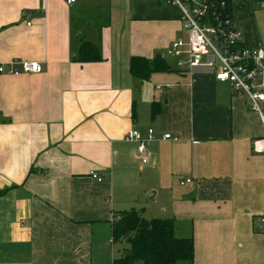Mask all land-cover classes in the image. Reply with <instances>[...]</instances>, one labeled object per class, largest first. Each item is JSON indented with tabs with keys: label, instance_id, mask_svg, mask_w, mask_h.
I'll return each mask as SVG.
<instances>
[{
	"label": "crops",
	"instance_id": "0c3cea01",
	"mask_svg": "<svg viewBox=\"0 0 264 264\" xmlns=\"http://www.w3.org/2000/svg\"><path fill=\"white\" fill-rule=\"evenodd\" d=\"M187 37L168 0H0V61L43 65L0 77V264H113L130 209L173 219L193 264H264V124L230 83L177 68L166 51ZM84 41L102 61L77 60ZM158 55L171 71L131 74ZM149 128L143 164L125 137Z\"/></svg>",
	"mask_w": 264,
	"mask_h": 264
},
{
	"label": "built area",
	"instance_id": "2783aa9c",
	"mask_svg": "<svg viewBox=\"0 0 264 264\" xmlns=\"http://www.w3.org/2000/svg\"><path fill=\"white\" fill-rule=\"evenodd\" d=\"M67 1L69 4L75 2ZM168 1L181 9L184 29L188 33L186 40L176 39L166 51L168 56L176 59L177 68L202 69L214 73L217 81L230 83L234 94L244 97L249 109L257 112L264 124V46L245 44L243 31L233 18L230 0ZM253 2L257 8L264 9V0ZM27 17H30L29 13ZM42 71L40 62L17 59L0 61V77ZM155 139L153 128L147 129L145 135L133 129L125 137L126 142L137 144V154L143 164L149 162L148 147ZM163 139L177 140L178 137L168 133L163 135ZM262 142L264 140L255 141L256 151H264L259 145ZM93 177L102 180L97 174H93ZM262 221L264 223V219Z\"/></svg>",
	"mask_w": 264,
	"mask_h": 264
},
{
	"label": "trees",
	"instance_id": "16d2710c",
	"mask_svg": "<svg viewBox=\"0 0 264 264\" xmlns=\"http://www.w3.org/2000/svg\"><path fill=\"white\" fill-rule=\"evenodd\" d=\"M230 8L233 12V0H230ZM77 60L82 64L102 61L101 48L91 41H84ZM171 70L163 56L154 58L134 56L130 60L131 74L143 81L155 73ZM157 111V107H154V116ZM112 238L114 242L127 240L130 244L122 256L114 259L113 264L194 263V240L177 237L173 219L147 220L135 209L126 210L112 221Z\"/></svg>",
	"mask_w": 264,
	"mask_h": 264
},
{
	"label": "rangeland",
	"instance_id": "374dc122",
	"mask_svg": "<svg viewBox=\"0 0 264 264\" xmlns=\"http://www.w3.org/2000/svg\"><path fill=\"white\" fill-rule=\"evenodd\" d=\"M253 1L234 0L235 18L240 27L245 30L246 40L249 45H264V9L257 8V5ZM165 58L170 62L172 61L167 55ZM109 245L112 248H107L106 246L103 248L104 259H107L112 251L116 256L120 257L130 247L127 240L119 241L116 244H111L110 242Z\"/></svg>",
	"mask_w": 264,
	"mask_h": 264
},
{
	"label": "water",
	"instance_id": "95a60500",
	"mask_svg": "<svg viewBox=\"0 0 264 264\" xmlns=\"http://www.w3.org/2000/svg\"><path fill=\"white\" fill-rule=\"evenodd\" d=\"M158 56H163V55H158Z\"/></svg>",
	"mask_w": 264,
	"mask_h": 264
}]
</instances>
